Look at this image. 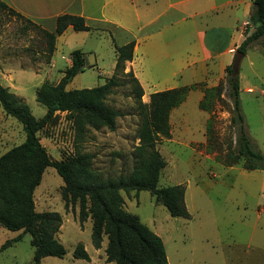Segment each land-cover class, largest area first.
Masks as SVG:
<instances>
[{
    "label": "rangeland",
    "instance_id": "rangeland-1",
    "mask_svg": "<svg viewBox=\"0 0 264 264\" xmlns=\"http://www.w3.org/2000/svg\"><path fill=\"white\" fill-rule=\"evenodd\" d=\"M43 30L7 4L0 7V84L26 102L36 118L46 108L35 100V91L41 83L55 84L63 76L69 50L81 49L87 66L66 87H94L113 73L114 42L121 44L123 39L111 33H91L84 39L77 33L67 34L60 48L54 42L49 55ZM91 49L94 53L89 52ZM128 71L125 66L124 73ZM124 73L120 75L121 84L105 98L106 104L119 111L113 130L104 126L89 128L77 138L70 114L56 111L37 132L52 160L73 155L77 146L79 151L92 155V166L104 177L125 174L133 168L140 107L131 77ZM237 76L242 120L233 109L224 72L215 83L204 82L190 89L184 100L169 111L168 137L156 140L155 147L165 160L157 186L182 184L188 217L171 216L147 190L121 191L125 210L136 214L162 239L168 264H264V169L245 168L243 157L230 163L239 148L241 125L253 148L264 155V36L246 46ZM206 86L217 87L219 92L211 98L208 109L199 105ZM140 101L147 103L149 95H142ZM23 139L20 122L0 107V155ZM62 185L55 168L47 166L33 192L37 211L61 214L56 238L66 249L61 257H42L40 264H113L106 260V236L100 248H94L90 218L79 222L77 203L73 210L64 208ZM20 231L0 226V245ZM30 238L25 232L7 243L0 250V264H32ZM78 242L83 244L89 260L73 257Z\"/></svg>",
    "mask_w": 264,
    "mask_h": 264
},
{
    "label": "trees",
    "instance_id": "trees-1",
    "mask_svg": "<svg viewBox=\"0 0 264 264\" xmlns=\"http://www.w3.org/2000/svg\"><path fill=\"white\" fill-rule=\"evenodd\" d=\"M0 7L6 4L0 0ZM250 22L253 29L246 34L236 51L245 53L246 46L264 36V0H252ZM71 25L74 30H89L82 16L70 13L60 14L55 19L53 31L43 30L48 39L47 52L51 55L57 35ZM134 40L124 44L114 42L115 62L113 73L100 85L67 89V82L85 68L84 52L75 48L70 51V65L55 84L41 83L35 91V100L46 108L36 118L26 102L18 98L8 87L0 84V107L5 114L18 120L24 131L21 143L11 146L0 155V226L9 230H21L14 238L0 245L16 241L22 233L28 232L33 246L32 264H40L44 256L61 257L66 253L57 240L56 233L62 217L57 211H37L33 192L47 166L55 168L62 178L61 197L64 208L74 209L78 204L77 217L80 223L88 217L91 220V242L94 248H104L106 260L113 264H168L165 247L160 236L143 224L138 216L124 208L121 191L147 190L160 202L171 216H189L184 204V186L180 183L157 186L165 160L156 149L159 136L168 137L169 111L182 102L187 92L202 83L174 87L149 94V101L143 103V90L137 78L129 70L124 73L125 61L131 60ZM131 77L135 96L140 107V119L135 134L138 144L134 146V166L128 173L116 176H102L92 166V155L75 147L73 155L52 160L46 148L39 141L37 132L44 127L56 111L68 112L73 120L76 136L81 138L89 128H115L119 111L105 102L113 88L120 85V75ZM225 80L230 87L229 95L238 119L243 116L239 105V78L232 63L225 67ZM204 97L199 103L208 109L217 87H203ZM239 148L234 155L235 162L243 157L247 169H264V155L253 148L251 140L240 126ZM72 255L89 260L82 243L78 242Z\"/></svg>",
    "mask_w": 264,
    "mask_h": 264
},
{
    "label": "crops",
    "instance_id": "crops-1",
    "mask_svg": "<svg viewBox=\"0 0 264 264\" xmlns=\"http://www.w3.org/2000/svg\"><path fill=\"white\" fill-rule=\"evenodd\" d=\"M3 1L47 31L54 30L60 14L82 16L90 29L74 30L68 25L55 38L59 48L67 34L75 33L81 39L91 33L119 34L121 44L134 40L132 58L125 61V66L137 78L145 96L184 85L215 83L254 27L250 22L252 0ZM55 58L54 53L52 61ZM84 62L86 67L85 55ZM70 63L68 58L67 66Z\"/></svg>",
    "mask_w": 264,
    "mask_h": 264
},
{
    "label": "water",
    "instance_id": "water-1",
    "mask_svg": "<svg viewBox=\"0 0 264 264\" xmlns=\"http://www.w3.org/2000/svg\"><path fill=\"white\" fill-rule=\"evenodd\" d=\"M243 53L241 51H236L234 56H233V61H232V66L233 68L237 71L239 61Z\"/></svg>",
    "mask_w": 264,
    "mask_h": 264
},
{
    "label": "built area",
    "instance_id": "built-area-1",
    "mask_svg": "<svg viewBox=\"0 0 264 264\" xmlns=\"http://www.w3.org/2000/svg\"><path fill=\"white\" fill-rule=\"evenodd\" d=\"M245 24H247V23H245Z\"/></svg>",
    "mask_w": 264,
    "mask_h": 264
}]
</instances>
